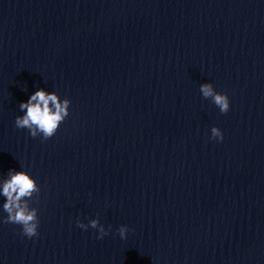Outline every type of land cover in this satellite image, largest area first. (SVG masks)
<instances>
[{
    "label": "clouds",
    "instance_id": "1",
    "mask_svg": "<svg viewBox=\"0 0 264 264\" xmlns=\"http://www.w3.org/2000/svg\"><path fill=\"white\" fill-rule=\"evenodd\" d=\"M200 92L205 99L211 98L220 112L226 114L230 108L229 98L226 94L217 92L212 83L200 85ZM71 101L61 99L55 92H46L44 89L35 91L27 102H21L19 108L24 112L15 118V127L27 129L31 137L42 136L47 140L52 138L60 124L68 117ZM26 110V111H25ZM211 139L222 141L223 134L218 127L211 128ZM8 179L3 181L2 194L6 198L3 211L7 216L3 223H13L22 227V233L31 238L38 235V209L30 207L29 201L37 196L40 187L36 180L26 171L9 170ZM77 226L87 230L88 227L98 230V239L108 235V230L100 224L99 219H91L88 224L77 220ZM122 239L127 238L128 227L121 225L117 230Z\"/></svg>",
    "mask_w": 264,
    "mask_h": 264
}]
</instances>
